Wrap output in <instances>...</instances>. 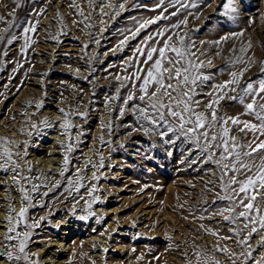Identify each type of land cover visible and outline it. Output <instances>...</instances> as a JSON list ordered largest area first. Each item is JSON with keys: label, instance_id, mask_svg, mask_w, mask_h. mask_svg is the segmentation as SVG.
Wrapping results in <instances>:
<instances>
[{"label": "rangeland", "instance_id": "rangeland-1", "mask_svg": "<svg viewBox=\"0 0 264 264\" xmlns=\"http://www.w3.org/2000/svg\"><path fill=\"white\" fill-rule=\"evenodd\" d=\"M72 2L22 0L21 7L16 10L15 23L25 27L29 21L36 24V31L28 34L34 43L25 52L18 51L21 49L18 44H24L20 36L22 27L10 29V34L20 36L12 45L0 41V138L15 141L11 149L15 155L13 160L20 165L16 170L17 178L26 173L31 178L22 181L25 188L30 190L33 182L46 183L39 188L38 194L29 191L35 206L29 207L26 223L39 220L40 215L46 218L39 220V227L31 230L33 235L26 249L30 258L35 264H195L194 253L200 251L220 264H232L235 257L230 259L229 254L214 250L217 244L237 253L241 250L235 238L221 239L233 235L229 232L233 225L214 215L216 208L227 203L218 200L220 182L216 165L206 162V156L184 137L177 138L178 134L161 137L155 132L145 134L136 130L141 125L130 111L132 102L129 111L120 116L119 106L131 85L120 89L119 99L111 100L120 88V81L115 77L125 75L124 61L132 55V49L145 34L169 25V21L149 26L123 51L113 53L111 50L123 38L120 30L134 28L132 17L150 18L159 13V9L149 10L156 0H75L76 6L70 8ZM223 2L207 0L198 10L181 9L170 21L174 24L187 17L186 26L170 29L169 34L187 32L196 45L193 51L199 50L197 56L204 62L203 72L212 77L197 88L200 94L196 99L204 104L213 99L207 95L212 92L213 85L229 80L231 72H239L245 66L231 63L237 57L256 62L250 65L243 80L258 79L260 61H264V0H237L239 13L235 21L220 15L223 8L218 6ZM120 3H124L125 10H119ZM134 4L145 7H133ZM14 7L13 0H0V15L6 18L0 22V28L7 27L6 21L12 19L9 13ZM40 9H44L43 13ZM113 9L119 12L114 20L111 18L115 14ZM173 11L176 8H169V13ZM189 11L195 15L190 16ZM89 24L90 27L85 26ZM231 33L242 35L232 36ZM17 65L22 67L17 68ZM38 103L42 105L39 109ZM197 110H203V106ZM242 112V106L227 100L221 101L218 110L221 116H240ZM65 113L75 126L70 133H64L61 128ZM240 119L252 118L240 116ZM44 120L49 121V127L40 123ZM32 124H36L38 130L33 129ZM157 128L166 130L162 125ZM233 134L243 136L238 131ZM249 139L250 133L244 137V142ZM61 142L65 145L71 142L74 147L73 152L68 153L70 163L63 178L59 172L66 149L61 147ZM25 150L27 155H24ZM35 155L38 161L29 171L28 157L31 159ZM48 159L53 165L50 169L48 165L43 166ZM256 161L259 162L258 157ZM0 172V176L3 175L0 181L5 179L3 182H6L5 187L0 185L3 205L0 209L5 211L12 206L15 223V214L22 203L27 206V202H22L19 185L11 178L14 175L11 166L8 171ZM94 173L97 178H93ZM77 174L82 177L79 183L83 186L78 192L73 188L69 194L67 178ZM36 177L39 180L36 181ZM55 180L60 181L57 187H53ZM47 183L48 186H43ZM45 192L48 194L42 195ZM213 201H216L215 206ZM206 208L209 210L204 211ZM0 225H8V222H0ZM3 227L0 226L4 233L0 232V251H3L7 230ZM17 230L27 229L21 225ZM261 236L264 231L253 234L252 256L246 264H256L264 257V246L259 245ZM0 264L25 262L0 259ZM236 264L245 262L239 258Z\"/></svg>", "mask_w": 264, "mask_h": 264}, {"label": "snow or ice", "instance_id": "snow-or-ice-1", "mask_svg": "<svg viewBox=\"0 0 264 264\" xmlns=\"http://www.w3.org/2000/svg\"><path fill=\"white\" fill-rule=\"evenodd\" d=\"M13 3L15 7L9 13L12 19L6 21L7 27L0 28V41H6L7 45H12L14 41L22 36L24 44L20 51L23 53L34 43L28 34L36 31V24L30 21L26 27L16 24V10L21 7L22 0H13ZM206 3L207 0H156L155 5L149 10L156 11L159 9L157 15L150 18H131L135 25L134 28L120 30L119 34L123 38L111 50L113 53L123 51L131 41L137 40L149 26L160 21H169V25L160 27L155 32L145 34L132 49V55L124 61L125 75L115 77L117 81H120V88H117L116 95L111 97V100L119 99L120 89L131 85L128 95L123 97V104L119 106L120 116H124L129 111L128 106L132 102L130 111L135 116L136 122L141 125L136 130H142L145 134L155 132L161 137H165L169 133L178 134L177 138L184 137L187 142L194 145L196 150L205 155L206 162L216 165L220 182L218 200L227 203L226 206L216 208L214 215H219L223 221L233 225L229 228V232L233 235L223 236L221 239L231 240L235 238L236 244L241 250L237 253L219 244L214 246V250L229 254L230 259L233 257L236 259L243 258L246 264L252 256L250 241L253 234L264 231V61H260L258 79L243 80L245 73L250 70V65L256 62L254 60L244 61L237 57L231 63H243L245 66L239 72H231L229 80L213 85L212 92L207 94L213 96V99L206 104L196 99L200 94L197 92V88L204 85L212 77L203 72L204 62L200 61L197 56L199 50L193 51L196 45L194 41H191L188 33L185 32L184 35H180L177 31L174 34H169L170 29L179 30L181 26H186L188 24L187 17L174 24L170 21L172 17L179 14L181 9L185 11L189 9L198 10L202 4ZM177 5L179 7H176ZM75 6V0H73L69 7ZM109 7H112V5H109ZM133 7L145 6L134 4ZM218 7L223 8V11L220 12L221 16L232 21L236 20L239 13L237 0H224L222 5ZM169 8H176V11L169 13ZM119 10H125L124 3L119 4ZM43 11L44 9H40V13H43ZM113 11L115 14L111 18L114 20L119 12L115 9ZM188 14L190 16L195 15L192 11H189ZM85 19H90V17H85ZM5 20L6 18L0 15V22ZM80 23H83V21H80ZM85 26L90 27L91 25ZM13 27L23 28L20 36L10 34V29ZM230 35L238 36L242 33H231ZM227 38L222 37L221 39ZM96 42L99 43V41ZM216 43L218 44L219 41ZM248 47L250 48L251 44ZM241 51L246 52L247 49H241ZM3 55L6 56L7 52ZM209 63L211 62L209 61ZM114 66L110 65V67ZM19 67H22V65H17V68ZM224 100L238 103L243 108L240 116H249L252 119L241 120L240 116L219 115V106L221 101ZM202 106L203 110L198 111L197 109H201ZM36 107L39 109L42 105L38 103ZM63 111L61 109V112ZM77 114L84 117L87 115L86 113ZM67 117L68 114L65 113L61 123L64 133H70V130L75 127ZM40 123L45 127L50 126L47 120ZM145 124L148 127H145ZM158 125L164 126L166 130L159 131ZM31 127L38 130L36 124H32ZM236 131L243 134V136L234 135L233 132ZM249 133L251 139L245 143L244 137ZM28 134L31 135L32 133L29 132ZM69 141H71L70 134ZM165 142L174 143V141ZM11 144L12 142L8 141L7 138H0V161H2L0 162V170L6 172L11 166L14 173L12 180L19 185L21 200L22 202L26 201L27 206L22 203L19 212L15 214V223H13L12 209L9 208L8 227L4 236V248L3 251H0V259H6L7 262L23 260L25 264H35L26 249L33 235L31 230L39 227V220L46 218L40 217L39 220L26 223L28 209L35 205L32 195L23 186L22 181L31 178L27 176L17 178L19 173L16 170L20 165L16 160H13ZM26 144L27 142H25ZM61 147L66 149L61 171L59 172L60 177L63 178L70 163L68 153L73 152L74 147L71 142L66 145L61 142ZM16 155L20 156V153L17 152ZM24 155H27L26 150ZM257 157L259 159L258 163L256 161ZM29 171H31L30 168ZM79 171L77 169V173ZM240 176H243V179H240ZM93 178H97L95 173ZM35 179L39 180V177ZM80 180H82V177L78 174L75 177L67 178L68 188L66 191H69L70 194L74 188L78 192L80 187L83 186L79 183ZM52 183L53 187L60 185L59 180ZM42 184L33 183L31 193H37ZM47 194V192L43 193L45 196ZM95 202L93 200V203ZM212 203L215 206L216 201ZM208 210L207 208L204 209V211ZM84 218L81 217V219ZM200 219H203V216ZM21 225L27 230L18 231L17 229ZM206 231L211 235H218L215 231ZM259 245L264 246V236L260 237ZM194 255L196 257L195 264H220L214 257L200 251H196ZM236 259H232V264H236ZM256 264H264V257Z\"/></svg>", "mask_w": 264, "mask_h": 264}, {"label": "bare ground", "instance_id": "bare-ground-1", "mask_svg": "<svg viewBox=\"0 0 264 264\" xmlns=\"http://www.w3.org/2000/svg\"><path fill=\"white\" fill-rule=\"evenodd\" d=\"M50 11H51V10H50ZM64 31H65V30H64ZM62 36H63V35H62ZM67 36H68V35H67ZM59 37H60V36H59ZM65 37H66V36H65ZM62 38H63V37H62ZM36 39H39V38L36 37ZM48 39H49V38H48ZM54 39H55V38H54ZM55 40H57V39H55ZM60 40H61V39H60ZM36 41H37V40H36ZM39 41H40V39H39ZM58 42H60V41H58ZM44 43H45V42H44ZM51 43H52V42H51ZM64 43H65V42H64ZM64 43H63V44H64ZM67 43H68V42H67ZM35 44H37V42H36ZM39 44H40V43H39ZM45 44H46V43H45ZM52 44H53V43H52ZM56 44H57V43H56ZM18 45H19L20 47H22V45H20V44H18ZM40 45H41V44H40ZM46 45H47V44H46ZM48 45H49V44H48ZM60 45H61V44H60ZM19 46H18V48H20ZM43 46H44V45H43ZM62 46H64V45H62ZM44 47H46V46H44ZM47 47H48V46H47ZM67 47H68V46H67ZM70 47H71V46H70ZM57 48H58V47H57ZM63 48H64V47H63ZM72 48H73V47H72ZM41 49H42V48H41ZM66 49H67V48H65V50H66ZM68 49H69V47H68ZM19 50H20V49H18V51H19ZM51 50H52V48H51ZM53 50H54V47H53ZM16 53L18 54L19 52H17V50H16ZM50 53H51V52H50ZM59 53H60V52H59ZM59 53L57 52V54H59ZM62 53H63V52H62ZM66 53H67V52H66ZM66 53H65V55H66ZM63 54H64V53H63ZM28 71H29V70H28ZM16 84H17V83H15V85H16ZM12 85H13V84H12ZM3 86H4V85H3ZM14 87H16V86H14ZM14 87H13V89H14ZM6 88H7V87H6ZM17 88H18V86H17ZM17 88H16V89H17ZM14 90H15V89H14ZM11 92L13 93V91H11ZM14 92H15V91H14ZM25 96H26V95H25ZM21 98H22V97H21ZM18 99H19V98H18ZM12 107H13V106H12ZM17 107H18V106H17ZM7 109H8V108H7ZM15 109H16V108H15ZM6 111H8V110H6ZM6 114H7V113H6ZM6 114L4 113V115H6ZM4 115H3V117H4ZM1 118H2V117H1ZM12 119H13V117H12ZM1 121H3V120L1 119ZM9 126H10V125H9ZM0 128H1V127H0ZM21 129H22V128H21ZM55 137H56V136H55ZM5 138H6V137H5ZM9 140H10V139H9ZM55 141H56V140H55ZM10 142H11V141H10ZM14 142H15V141H13L12 143L14 144ZM35 144H36V143H35ZM40 144H41V143H40ZM11 145H12V144H11ZM33 145H34V144H33ZM14 146H15V145H14ZM51 146H52V145H51ZM16 147H17V146H16ZM36 148H37V147H36ZM53 148H54V147H53ZM50 149H51V148H50ZM11 150H12V149H11ZM32 150H34V149H32ZM13 151H14V150H13ZM15 152H16V151H15ZM32 153H33V152H32ZM30 154H31V153H30ZM13 155H14V154H13ZM52 155H53V154H52ZM14 156H15V155H14ZM16 157H17V156H16ZM31 157H32V156H31ZM13 158H14V157H13ZM38 158H39V157H38ZM14 159H15V158H14ZM49 160H50V159H48V161H47L45 164L42 162L43 160H41V162L44 164V165H43L44 167H45L46 165H48V167H49V169H50L51 167H53V165H52V163H50ZM53 160H54V158H53ZM55 160H56V159H55ZM55 160H54V161H55ZM23 161H24V160H23ZM37 161H38V159H37V155H35V156H34L33 158H31V159H29V157H28V160H27V163H26L28 169H29V168H30V169L33 168V167L35 166V165H33V164H34V163H37ZM24 162H25V161H24ZM39 162H40V161H39ZM39 162H38V163H39ZM57 163H58V162H57ZM50 164H51V165H50ZM39 165H40V164H39ZM39 165H37V166H39ZM25 167H26V166H25ZM39 167H41V166H39ZM39 167H38V169H40ZM48 167H47V168H48ZM47 168H46V169H47ZM26 169H27V168H26ZM26 169H25V170H26ZM34 169H35V168H34ZM34 169H33V170H34ZM53 169H54V168H53ZM55 169H57L56 166H55ZM31 170H32V169H31ZM42 170H43V169H42ZM42 170H41V171H42ZM47 170H48V169H47ZM1 171H2V170H1ZM36 171H37V170H36ZM45 171H46V170H45ZM2 172H3V171H2ZM37 172H38V171H37ZM43 172H44V171H43ZM0 173H1V172H0ZM31 173H32V172H31ZM44 173H45V172H44ZM38 174H39V173H38ZM25 175L27 176V173H26ZM1 176H3V175H1ZM1 176H0V177H1ZM10 176H11V173H10ZM40 176H41V174H40ZM43 176H45V175H43ZM46 176H47V174H46ZM12 177H13V176H12ZM12 177H11V178H12ZM8 178H9V176H8ZM11 178H10V179H11ZM41 178H42V177H41ZM46 178H48V177H46ZM1 179H2V177H1ZM6 179H7V178H6ZM42 179H43V178H42ZM4 180H5V179H3V181H4ZM43 180H44V179H43ZM43 180H42V181H43ZM1 181H2V180H1ZM1 181H0V183H1L0 185L3 186V187H5V183H6V182H3V181L1 182ZM6 181L8 182V180H6ZM30 181H31V180H30ZM30 181H29V182H30ZM36 181H37V179H36ZM46 181H47V180H46ZM29 182H28V183H29ZM31 182H33V181H31ZM48 182H49V181H48ZM24 183H26V182H24ZM33 183H34V182H33ZM39 183L42 184L41 181H40ZM43 183H44V182H43ZM44 184H46V183H44ZM28 185H29V184H28ZM1 186H0V187H1ZM8 186H9V185H8ZM43 186H45V187L48 186V183H47V185H43ZM26 187H28V186H26ZM29 187H30V185H29ZM0 189H1V188H0ZM2 189H3V188H2ZM29 189L31 190V188H29ZM41 189H42V188H41ZM45 189H46V188H45ZM7 190H8V188H7ZM30 190H29V191H30ZM42 190H43V189H42ZM5 192H6V191H5ZM5 192H4V194H5ZM30 192H31V191H30ZM42 192H43V191H42ZM1 193H2V192H1ZM11 193H12V192H11ZM11 193H10V194H11ZM4 194H3V195H4ZM8 194H9V193H8ZM8 194H7V195H8ZM30 194H31V193H30ZM35 194H36V193H35ZM37 194H38V193H37ZM3 195H2V196H3ZM7 195H5V196H7ZM42 195H43V194H42ZM42 195H41V196H42ZM2 196H1V197H2ZM32 196H33V195H32ZM34 196H35V195H34ZM37 196H38V195H37ZM7 197H8V196H7ZM7 197H6V198H7ZM35 199H36V198H35ZM1 201H2V199H1ZM4 202H5V201H4ZM6 202H7V201H6ZM10 202H11V200H10ZM16 202H17V201H16ZM18 202H19V201H18ZM20 202H21V201H20ZM20 202H19V203H20ZM1 203H2V202H1ZM1 203H0V208H1V206H3ZM19 203H17V204H19ZM24 203H25V202H24ZM8 204H9V203H8ZM20 205H21V204H20ZM20 205H19V206H20ZM24 205H25V204H24ZM7 206H9V205H7ZM7 206H5V207H7ZM15 206H16V205H15ZM17 206H18V205H17ZM19 206H18V207H19ZM13 207H14V206H13ZM18 207H17V210H18ZM11 208H12V206H11ZM3 209H4V208H3ZM19 209H20V208H19ZM8 210H9V209H8ZM8 210L5 209V211L8 212V213H7V212H5V211H2V209H0V222H5V221H7V219H6L5 217L9 215V211H8ZM14 210H15V209H14ZM14 212H15V211H14ZM15 213H16V212H15ZM39 217H41V215H40ZM0 226H4L3 229H6V228H7L6 226H8V225H0ZM2 231H3V230L1 229L0 232H2ZM2 233H3V232H2ZM3 235H4V233H3ZM3 246H4V245H3ZM4 261H5V260H4Z\"/></svg>", "mask_w": 264, "mask_h": 264}]
</instances>
